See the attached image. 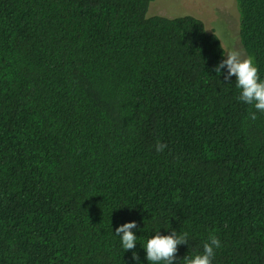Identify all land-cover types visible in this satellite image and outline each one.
Segmentation results:
<instances>
[{
	"label": "trees",
	"instance_id": "trees-1",
	"mask_svg": "<svg viewBox=\"0 0 264 264\" xmlns=\"http://www.w3.org/2000/svg\"><path fill=\"white\" fill-rule=\"evenodd\" d=\"M152 1L0 0V264H150L173 230L174 264L212 234L213 264H264V112L202 19ZM237 4L264 80V0Z\"/></svg>",
	"mask_w": 264,
	"mask_h": 264
},
{
	"label": "clouds",
	"instance_id": "clouds-1",
	"mask_svg": "<svg viewBox=\"0 0 264 264\" xmlns=\"http://www.w3.org/2000/svg\"><path fill=\"white\" fill-rule=\"evenodd\" d=\"M227 69L224 77L230 81L236 77V87L241 90L238 97L242 102L254 106L256 111L264 112V80L259 75V68L252 57H245L242 51L233 47L228 51L226 59H223L216 67L215 72L221 74L222 69ZM250 118L256 120V112H250ZM156 151L163 152L167 145L157 141ZM138 227L137 222H127L115 230V234L121 238L124 251L134 250L138 237L133 229ZM188 244V233H178L175 230L170 235H161L157 232L154 237L143 246L147 252V260L150 264H174L177 259L178 246ZM221 247L220 239L212 234L203 245V253L194 257L186 256V264H213L216 249ZM132 259L139 262V255L133 251Z\"/></svg>",
	"mask_w": 264,
	"mask_h": 264
},
{
	"label": "rangeland",
	"instance_id": "rangeland-1",
	"mask_svg": "<svg viewBox=\"0 0 264 264\" xmlns=\"http://www.w3.org/2000/svg\"><path fill=\"white\" fill-rule=\"evenodd\" d=\"M148 15L159 14L168 17L192 15L203 20L208 31L215 32L225 49H240L245 57L249 55L240 39V14L237 0H153Z\"/></svg>",
	"mask_w": 264,
	"mask_h": 264
}]
</instances>
